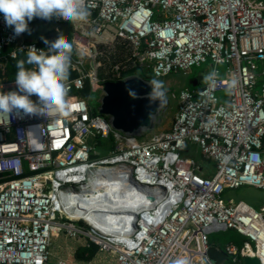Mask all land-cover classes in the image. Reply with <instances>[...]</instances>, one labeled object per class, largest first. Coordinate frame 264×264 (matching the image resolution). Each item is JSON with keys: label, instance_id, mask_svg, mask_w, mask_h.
<instances>
[{"label": "built area", "instance_id": "2783aa9c", "mask_svg": "<svg viewBox=\"0 0 264 264\" xmlns=\"http://www.w3.org/2000/svg\"><path fill=\"white\" fill-rule=\"evenodd\" d=\"M85 3L88 20L72 24L67 39L73 45L69 72L77 73L66 81L70 115L19 111L0 119V264H74L52 261V238L63 231L115 253L118 264L173 258L216 264L209 236L230 229L247 238L242 246L216 245L230 264H244L245 256L264 264V204L258 209L224 197L226 189L242 186L264 190V0ZM19 41L0 13V63L29 47L47 52L41 43ZM119 45L130 49L129 69L162 78L210 61L220 79L215 89L173 94L179 110L170 129L130 136L90 103L105 82L132 77L116 64L107 72L114 80L98 73ZM231 78L238 85L225 101L220 93ZM14 81H0V91L16 90ZM104 140L111 144L100 157ZM189 145L213 167L182 156ZM74 203L100 204L75 217Z\"/></svg>", "mask_w": 264, "mask_h": 264}, {"label": "clouds", "instance_id": "9594fccd", "mask_svg": "<svg viewBox=\"0 0 264 264\" xmlns=\"http://www.w3.org/2000/svg\"><path fill=\"white\" fill-rule=\"evenodd\" d=\"M0 13L15 36L25 32L31 34L29 23L34 18H62L75 25L86 22L90 15L85 0H0ZM42 39L48 45L47 52L29 47L26 59H19L16 63V90L7 93L0 91V119L6 120L10 114L19 111L24 115L47 116L50 111L64 117L70 115L66 81L70 75L73 45L63 35H59L54 41ZM219 79L220 73L215 69L202 78L209 89H215ZM147 82L152 89L147 99L150 102L159 101L160 109L166 103L164 82L156 78ZM237 85L238 80L231 78L227 83L226 94L231 95ZM129 95L138 98L134 91L129 90ZM32 96L37 97L35 102L31 99ZM169 264H191V261L173 258L169 260Z\"/></svg>", "mask_w": 264, "mask_h": 264}, {"label": "rangeland", "instance_id": "374dc122", "mask_svg": "<svg viewBox=\"0 0 264 264\" xmlns=\"http://www.w3.org/2000/svg\"><path fill=\"white\" fill-rule=\"evenodd\" d=\"M118 51L113 53L110 57V62L107 61L105 68H100L98 70V73L101 77L110 78V76L107 74L108 68L112 67L113 64L120 65V67L123 70H130L127 71L126 77L132 76V77H138L142 78L146 81L156 78L159 80H162L164 82L165 88H166V99L168 100L166 107L161 111V113L158 115V117L155 120V128L158 131H161L162 129H167V126L172 125L175 115L179 109V98L174 97L178 96L180 91L184 88L186 83L193 84L191 85L194 88H200L203 85V75L212 71L213 64L208 61L207 63L203 64L199 67H194L188 74H185L184 72H178V73H171L166 77L158 78L153 76L152 74H149L147 76V73L140 72L137 68H131L127 65L126 60L127 56L129 54V47H126L123 45L122 47H118ZM109 66V67H108ZM226 65L219 66L220 70L223 72L226 69ZM111 74L110 72H108ZM114 80V78H110ZM104 93L99 92L98 94L94 95L93 98V105L95 107H99L101 100L103 98ZM220 95L224 98L226 101L228 94H226V91L220 93ZM171 127V126H170ZM154 131V130H153ZM150 132V131H149ZM104 150L99 149L100 151V157H105L107 155V149H109L111 141L110 140H104ZM182 156L186 157H193L196 158L199 161H202L206 164H208L210 167H213V164L210 162H207L204 157L201 154V151L199 147L196 145H189L185 151L182 152ZM224 197L227 200L232 201H240L245 200L249 204L255 206L256 208H260V203H264V190L253 187V186H242L235 189H226ZM60 238L56 239L55 237L52 238L51 243V250L55 248L54 244L58 247L63 244L64 247V253L71 254L70 261L74 262V264H118L117 258L115 253L113 252H98L93 258L90 260H83L78 261L77 253L78 249L82 245H88L90 241H93L87 237H83L80 239H72L70 238L65 231H63L60 236ZM210 242L219 246L220 248L224 249L226 244L228 242H234L238 246H242L244 244V241L247 239L245 236L239 234L235 230H219L214 231L210 234ZM63 242H62V241ZM52 261L55 262L52 258ZM230 259L226 261L225 264H230Z\"/></svg>", "mask_w": 264, "mask_h": 264}, {"label": "water", "instance_id": "95a60500", "mask_svg": "<svg viewBox=\"0 0 264 264\" xmlns=\"http://www.w3.org/2000/svg\"><path fill=\"white\" fill-rule=\"evenodd\" d=\"M30 23L31 34L28 32L21 34L17 46L24 42H37L48 47L42 37L54 41L59 35H63L68 39L72 31V23L69 21L58 23L53 19L34 18ZM129 90L134 91L138 98H132ZM151 90L148 82L138 77L107 81L103 87L104 95L98 113L110 117L114 129L130 136L152 131L155 129L156 118L166 107L168 100L166 99L165 105L159 109V101L150 102L147 99ZM208 253L216 264H224L228 258L216 245H212ZM244 264H260V261L257 257L245 256Z\"/></svg>", "mask_w": 264, "mask_h": 264}, {"label": "trees", "instance_id": "16d2710c", "mask_svg": "<svg viewBox=\"0 0 264 264\" xmlns=\"http://www.w3.org/2000/svg\"><path fill=\"white\" fill-rule=\"evenodd\" d=\"M13 48H14L13 46L7 47L6 52H10ZM19 59H26V52L19 51L17 57H15V58L7 57V58L2 60V62L0 63V81H2V80H15V74L17 71L16 63H17V60H19ZM26 67L30 68L32 66L26 65ZM127 71H130V70L124 71L123 74L125 76L127 75ZM70 75L76 76L77 73L74 71H71ZM147 76H149V73H147ZM89 94H90V84H89V81H87L85 89L80 93V95H82L85 98H88ZM90 103L92 106H94L92 96L90 97ZM79 224L85 225V222L80 221ZM99 248H100V246L97 243H95L94 241H90L87 246L82 245L79 247L76 259L78 261L90 260L99 252Z\"/></svg>", "mask_w": 264, "mask_h": 264}, {"label": "bare ground", "instance_id": "6f19581e", "mask_svg": "<svg viewBox=\"0 0 264 264\" xmlns=\"http://www.w3.org/2000/svg\"><path fill=\"white\" fill-rule=\"evenodd\" d=\"M100 172H103L104 169H99ZM100 177V175H98ZM101 179V178H100ZM80 195V198L82 197V193L79 194ZM100 203H74V206H75V212H73V216L75 217H82V216H86L87 212H88V209H91L97 205H99ZM111 205H113L114 207H118V206H125L127 205L128 203H109ZM95 213L94 212H91L88 214V216L91 218L92 216H94ZM56 236V234L54 235Z\"/></svg>", "mask_w": 264, "mask_h": 264}, {"label": "crops", "instance_id": "0c3cea01", "mask_svg": "<svg viewBox=\"0 0 264 264\" xmlns=\"http://www.w3.org/2000/svg\"><path fill=\"white\" fill-rule=\"evenodd\" d=\"M29 28L31 29L32 28V24L31 23H29ZM123 45H119V47H122ZM190 72V71H189ZM188 72V73H189ZM178 73V72H177ZM188 73H185V74H188ZM191 85H193V84H191ZM190 84H188V83H186V85L184 86V88L185 87H189V88H194V87H192ZM179 110V109H178ZM178 112V111H177ZM177 114V113H176ZM175 117H176V115H175ZM175 119V118H174ZM173 124V123H172ZM170 126H172V125H169V126H167V129H162L161 131H165V130H168V129H170L171 127ZM154 131H157V129L155 128L154 129ZM203 156V155H202ZM208 173H206V175H207ZM264 203H260V206L261 205H263ZM255 207V206H254ZM60 235H56V236H54L56 239H58V238H60L59 237ZM53 237V238H54ZM59 240V239H58ZM62 241V240H61ZM63 242V241H62ZM54 246H55V248H53L52 250H51V252H52V258H53V260L54 261H57L58 259H60V258H65V259H71L70 257H71V254H69L70 256H68V254H66V253H64V247H63V244H61V246L60 247H58L57 245H55L54 244Z\"/></svg>", "mask_w": 264, "mask_h": 264}]
</instances>
